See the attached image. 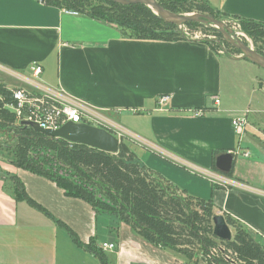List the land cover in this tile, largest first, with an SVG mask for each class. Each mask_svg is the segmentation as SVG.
<instances>
[{
  "label": "crops",
  "instance_id": "crops-1",
  "mask_svg": "<svg viewBox=\"0 0 264 264\" xmlns=\"http://www.w3.org/2000/svg\"><path fill=\"white\" fill-rule=\"evenodd\" d=\"M207 1L228 15L264 23V0ZM225 61L232 80L239 66L258 68L222 56L201 40L129 39L105 22L66 15L38 0H0V80L8 89L34 91L22 78L34 79L32 67L40 65L35 79L42 86L82 100L112 120L122 117L123 128L147 152L134 153L179 195L210 201L202 198L196 182L203 179L192 168L217 175L219 184L209 181L216 215L231 216L264 242V97L255 99L263 107H252L254 90L247 102L233 96L229 104ZM251 79L264 84L261 74ZM162 96L170 97L165 106L159 104ZM242 116L248 125L238 135L233 120ZM225 153L234 156L228 174L214 167ZM14 166L0 157V264H186L130 226L67 197L52 181ZM15 179L44 212L18 198ZM104 243L116 245L113 260L101 251L102 261L85 247L100 249ZM73 244L82 251L69 252Z\"/></svg>",
  "mask_w": 264,
  "mask_h": 264
},
{
  "label": "trees",
  "instance_id": "trees-1",
  "mask_svg": "<svg viewBox=\"0 0 264 264\" xmlns=\"http://www.w3.org/2000/svg\"><path fill=\"white\" fill-rule=\"evenodd\" d=\"M45 5L77 11L79 14L116 27L129 39L176 42L186 40L179 26L166 22L142 4L121 5L110 0H38ZM166 10L176 14L201 13L216 19L231 17L264 56V23L231 16L211 6L207 0H158ZM190 31H203L219 37L210 27L189 22ZM210 45V44H208ZM231 47V46H230ZM13 90L0 80V135L10 141L7 156L0 157L16 167L55 183L69 198L88 203L97 214H106L124 223L153 246L186 257L191 263L196 255L205 264H264V242L241 222L224 214L234 230L231 241L214 235L213 202L179 195L161 176L148 169L122 142L119 152L111 154L85 145L48 137L30 127L17 124ZM215 167V166H214ZM18 198L43 211L28 197L22 183L16 180ZM76 242L78 238L64 224ZM102 261L105 256L95 246H85ZM213 251L216 254L213 255ZM209 258V259H208Z\"/></svg>",
  "mask_w": 264,
  "mask_h": 264
},
{
  "label": "built area",
  "instance_id": "built-area-1",
  "mask_svg": "<svg viewBox=\"0 0 264 264\" xmlns=\"http://www.w3.org/2000/svg\"><path fill=\"white\" fill-rule=\"evenodd\" d=\"M40 3L44 4L43 2ZM62 10L66 15H79V13L74 10ZM42 70L43 69L40 65H34L32 67L34 77H39ZM22 80L33 87L34 91L22 88L13 89L16 106L12 107V111L16 114L18 125H20L21 122L26 121L36 123L44 129L56 130L61 128L66 123L72 122L103 128L113 133L120 141L121 139H125V137L131 135L127 131L126 133L128 134L126 136L125 134H119L116 130L117 124L107 118L105 114L92 105L72 97L63 91L48 89L42 86L38 81H34L26 77H23ZM169 100V96H162L159 99V104L161 106H165ZM214 100L215 104L218 105L220 103L218 98H215ZM195 115L200 117L202 116V112L197 111ZM99 123L105 124L98 126ZM247 125L248 120L246 116L238 117L233 120V126L238 135L245 132ZM192 170L208 178L214 184H219V177L214 173H209L196 168H192ZM100 249L104 252L114 251L116 249V245L104 243L100 245ZM214 254H216V251H213V255Z\"/></svg>",
  "mask_w": 264,
  "mask_h": 264
},
{
  "label": "water",
  "instance_id": "water-1",
  "mask_svg": "<svg viewBox=\"0 0 264 264\" xmlns=\"http://www.w3.org/2000/svg\"><path fill=\"white\" fill-rule=\"evenodd\" d=\"M121 5L142 4L150 8L157 16L169 23L179 27L185 26L189 22L198 23L206 27H214L220 30L226 39L238 47L244 54L245 58L264 69V56L245 46L237 39H232L228 33L231 30L227 28L224 22L217 20L210 15L201 13L176 14L166 10L160 5L158 0H110ZM20 125L30 127L48 137L61 138L70 143L85 145L103 152L117 154L120 149L121 141L113 133L99 127L88 124H77L68 122L56 130L44 129L36 123L23 121ZM233 154L225 153L218 156L215 160V168L223 174L230 173L233 166ZM214 235L223 241H231L233 232L231 227L226 223L223 215H216L213 218Z\"/></svg>",
  "mask_w": 264,
  "mask_h": 264
},
{
  "label": "rangeland",
  "instance_id": "rangeland-1",
  "mask_svg": "<svg viewBox=\"0 0 264 264\" xmlns=\"http://www.w3.org/2000/svg\"><path fill=\"white\" fill-rule=\"evenodd\" d=\"M217 20L224 22L225 25L227 26V28H229L231 30V33H228V34L232 39H235V40L238 39L240 41V43H242L245 46H250L251 49L256 51V46L253 44L251 39L249 37H247L245 33L242 32L238 20H236L235 18H231V17H222L221 19H217ZM210 28H214V27H210ZM179 29H181V31L183 32L186 39L201 40L207 44H210L212 49L217 51L222 56H231V57H238V58L246 59L243 52L238 47H235L233 44H231L226 39L224 34L222 32H220V30H218L217 28H214V29L218 30L222 34L224 40L231 47L226 46L224 43H222V40L219 37H217L216 35H214L212 33H207V32H203L200 30L190 31V30L185 29V26H181V27H179ZM246 60H248V59H246ZM225 63H226L225 73L230 77V79H225V86H224L225 87V97L228 100V103L229 104L231 103L233 96L234 97L238 96L240 99L239 100L240 103L247 102L248 98H250V94L253 92L252 90H254L255 95H254V101L252 103V107L253 108H255L256 106L263 107V106L259 105L258 100L256 101L255 99L264 97V84L260 85V84H258L257 81H255L252 84L251 76L261 74L262 77L264 78V69L258 67V68H255V70H254L255 72H251V70H248L247 68H244L243 66H239L235 69L236 72L233 71V75L235 76V79L232 80L231 79V71L228 69V62L225 61ZM31 80L38 81V82L40 81L39 79H35V78L34 79L32 78ZM10 84L13 85V84H15V82L13 80H10ZM105 116L107 118L111 119L107 115H105ZM120 120H122V117L121 118L120 117L119 118L114 117V119L112 121H115V123L117 124L116 130L119 132V134H125V136H126L128 133H126V130L123 128V122ZM103 124H105V123H99L98 126H102ZM131 136H127L129 140L126 138V140H127L126 142L129 143L128 145H129L130 149L133 152L134 151L137 152L138 150H140L142 152L141 154L147 153L144 150H142L141 147L138 145L140 143L139 140H135L136 137L133 136V137H135V139H134ZM122 142L123 141L121 139V144H122ZM10 143L11 142L8 141L6 139V137L0 135V144H6L7 146H10ZM0 154H2L3 156H7V152L5 151V148H0ZM151 154H153V157L155 156V158L158 157L159 159H162L158 153L152 152ZM6 161H8V160H6ZM14 167H16V166H14ZM197 174L193 173V175H195L196 177L203 179L202 182H200V180L198 182H196L198 184L199 189H200L199 192H200L202 198H206L207 200H211V198H210L211 184L209 182L210 180H208L207 178H205L204 176H202L200 174H198V175ZM192 177H194V176H192ZM193 182H195V181H193ZM207 183L209 186L207 185ZM16 187H17V185H16ZM99 227L102 228L101 224H99ZM232 232L234 234L233 229H232ZM102 235L105 236V233H102ZM102 240H101V242H102ZM105 240L107 241L108 239L106 238ZM69 241H71V237L69 238ZM63 251H64V249H63ZM71 251H82V250L79 249L75 244H73V246L69 245V252H71ZM105 255H106V258L113 260L114 252L108 251V252H105ZM172 255H174V257H176L181 262L186 263V264H205V261L203 262L199 258L200 257L199 254L196 255V258H197L196 261L192 262V263L186 257L181 256V255L179 256V254H177V253H174Z\"/></svg>",
  "mask_w": 264,
  "mask_h": 264
}]
</instances>
